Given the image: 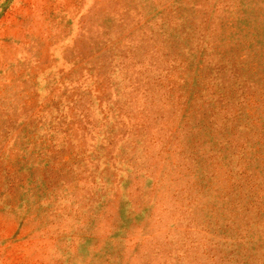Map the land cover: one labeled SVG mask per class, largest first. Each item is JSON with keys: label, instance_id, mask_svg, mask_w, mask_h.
<instances>
[{"label": "rangeland", "instance_id": "rangeland-1", "mask_svg": "<svg viewBox=\"0 0 264 264\" xmlns=\"http://www.w3.org/2000/svg\"><path fill=\"white\" fill-rule=\"evenodd\" d=\"M0 264H264V0H0Z\"/></svg>", "mask_w": 264, "mask_h": 264}]
</instances>
